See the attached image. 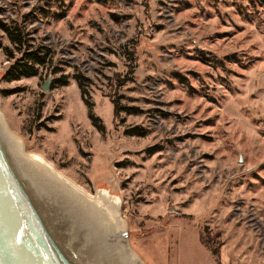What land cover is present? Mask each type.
<instances>
[{"label":"rangeland","instance_id":"rangeland-1","mask_svg":"<svg viewBox=\"0 0 264 264\" xmlns=\"http://www.w3.org/2000/svg\"><path fill=\"white\" fill-rule=\"evenodd\" d=\"M0 23L46 59L3 80L0 29L9 129L120 199L143 264H264V0H0Z\"/></svg>","mask_w":264,"mask_h":264},{"label":"water","instance_id":"water-1","mask_svg":"<svg viewBox=\"0 0 264 264\" xmlns=\"http://www.w3.org/2000/svg\"><path fill=\"white\" fill-rule=\"evenodd\" d=\"M50 83L48 76L44 92ZM104 194L88 196L26 154L0 110V264H143L129 246L120 199L111 206Z\"/></svg>","mask_w":264,"mask_h":264},{"label":"trees","instance_id":"trees-1","mask_svg":"<svg viewBox=\"0 0 264 264\" xmlns=\"http://www.w3.org/2000/svg\"><path fill=\"white\" fill-rule=\"evenodd\" d=\"M0 29L6 34L7 38L11 43L16 46V50L21 54L20 58L15 61V63L4 73L2 79L5 81H16L20 78H29L37 74L35 66L44 65L45 57L40 55L38 50L28 48L27 41L25 40V35L22 30L18 28L7 27L0 23ZM5 52L9 57H13V53L8 49H5ZM131 60V59H130ZM123 83V82H122ZM81 88V96L85 99V93ZM113 103L114 115H118L119 107L117 103ZM120 110H129V109H120ZM93 117H91L92 120ZM211 256L217 260L219 253L212 248H209Z\"/></svg>","mask_w":264,"mask_h":264},{"label":"bare ground","instance_id":"bare-ground-1","mask_svg":"<svg viewBox=\"0 0 264 264\" xmlns=\"http://www.w3.org/2000/svg\"><path fill=\"white\" fill-rule=\"evenodd\" d=\"M45 161V160H44ZM46 162V161H45ZM46 163H48V162H46ZM49 164V163H48ZM105 196L106 195H108L109 197H110V201H111V203H110V205L112 206L113 204H116V202H117V200H119V198H114V197H116V196H113L112 194H110V192L109 191H106V194H104Z\"/></svg>","mask_w":264,"mask_h":264}]
</instances>
